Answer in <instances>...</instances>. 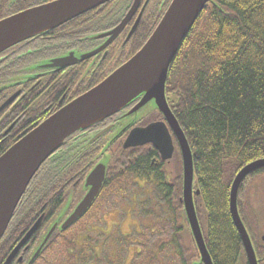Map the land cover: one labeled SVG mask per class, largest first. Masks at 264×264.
I'll use <instances>...</instances> for the list:
<instances>
[{
  "label": "trees",
  "instance_id": "trees-1",
  "mask_svg": "<svg viewBox=\"0 0 264 264\" xmlns=\"http://www.w3.org/2000/svg\"><path fill=\"white\" fill-rule=\"evenodd\" d=\"M113 1L59 28L88 24L99 13L107 11ZM162 14L163 10L157 15L152 8L142 18L137 34L129 44L133 54L147 41ZM75 75L77 78L78 74ZM67 84H70V79ZM60 88L59 93L51 96V101L66 89L63 85ZM40 94L41 91L34 95ZM166 94L193 152L196 187L200 190L195 205L198 216L201 210L205 213L202 229L213 262L249 264L231 216L230 192L238 172L245 165L264 158V0H210L170 66ZM25 116L21 121L25 122ZM30 116H33L30 122L24 126L21 122L18 129L15 127L18 132L26 133L41 122L31 127L41 115ZM84 131L68 138L33 178L0 241V264L45 213L43 224L26 244L28 249L21 252L25 262L28 261L49 222L67 201L69 190L84 187L83 178L91 167L88 163L100 151V148L90 151L92 144L80 135ZM15 141L10 139L2 145L0 155ZM138 150L121 147V156L115 159V165L109 167L101 193L107 198L113 196L112 202H115L120 195L118 193L131 191L133 175L153 173L159 181L154 194L155 212L145 216L151 222L143 226V232L121 233L117 239L110 232H105L110 234V245L104 249L103 244L97 243L101 239H92L100 229L92 234L87 228L93 226L84 227L89 231V237L79 232L86 214L68 229L61 231L58 228L33 264H126V253L135 244L138 249L131 253L130 264H193L191 258L196 254L190 251L189 246L193 242L198 256L199 250L193 236L192 241L184 238V227L188 221H183L185 211L180 202L183 194L179 195L182 191L174 182L168 181L169 171L165 162L157 167L152 165L158 155L156 148L144 147L141 153ZM81 171V182L75 186L79 176L73 178ZM262 176L264 167L251 172L242 181L238 193L239 212L255 244L259 263L264 258V247L257 240L259 212L251 198L257 185L255 179ZM248 186L252 188L251 192ZM200 203L203 204L202 209L198 207ZM133 234L138 235L136 240ZM12 264L21 263L16 259Z\"/></svg>",
  "mask_w": 264,
  "mask_h": 264
},
{
  "label": "water",
  "instance_id": "water-1",
  "mask_svg": "<svg viewBox=\"0 0 264 264\" xmlns=\"http://www.w3.org/2000/svg\"><path fill=\"white\" fill-rule=\"evenodd\" d=\"M109 1L111 0H55L7 17L0 21V53L30 37L53 30ZM140 2L141 0H135L124 21L109 33L112 34V38L124 29ZM209 2L210 0H172L154 32L135 55L98 85L30 130L0 156V241L31 180L67 139L139 100L129 112L131 113L129 116L133 114L135 116L131 123L133 124L135 118L140 117L136 116L139 110L151 104L144 113L160 110L181 148L184 166L183 202L201 255V262L193 264H214L203 236L193 198L195 176L193 152L166 97V82L170 66L186 36ZM141 16L142 14L136 20L131 34L137 28ZM77 61L58 60L54 65H69ZM131 123L129 125H132ZM129 127L120 130L116 137ZM147 143H152L164 159H170L174 154L173 137L164 122H154L147 127L132 129L124 147L141 146ZM261 167H264V158L245 165L236 175L230 192L231 216L242 240L249 264H259V261L250 234L239 212L238 193L242 181L251 172ZM106 170L107 164L103 162L93 168L86 178L84 196L60 225L70 201L62 209L44 233L40 244L26 264H33L36 261L58 228L61 231L68 229L87 213L103 186ZM199 192L197 190V193ZM42 219L43 216L34 223L3 264L12 263L19 251L39 229ZM19 261H23L22 256Z\"/></svg>",
  "mask_w": 264,
  "mask_h": 264
},
{
  "label": "flooded vegetation",
  "instance_id": "flooded-vegetation-1",
  "mask_svg": "<svg viewBox=\"0 0 264 264\" xmlns=\"http://www.w3.org/2000/svg\"><path fill=\"white\" fill-rule=\"evenodd\" d=\"M53 1L55 0H0V21ZM171 1L172 0H141L137 10L129 19L124 29L114 38H112V34L109 33L124 21L132 9L135 0H114L107 11L99 13L93 20L89 21L88 24L78 27H73L71 25L61 28L57 27L53 29L54 31H49L50 33L47 35L42 36V33L35 35L17 43V46L15 45V47H11L0 53V148H2V145L8 143L10 139L18 141L24 135V131L18 132L17 129L21 125V122L24 123V126L33 119V116L30 115H41L37 121L30 125L32 127L99 84L115 69L132 57L134 54L129 44L133 37L136 36L142 18L148 15V12H150L152 8L157 11V15H159L162 10L164 13ZM140 14H142L140 23L131 34ZM110 40L112 41L110 42ZM126 52L127 54H125ZM64 59L78 61L69 65H54L58 60ZM75 74H78L77 78ZM68 79H70V84H67ZM61 85L66 87V89L61 92L62 94L55 101H51V96H54L56 92L59 93ZM40 91L41 94L35 97L36 95L34 94ZM138 102L139 100L133 102L121 112L107 117L105 120L80 134L87 142L92 144L90 149L91 152L95 151L96 148H100V151L97 152L88 163L91 167L86 172L83 181L92 169L106 158L110 160L108 167H110V164L115 165V163H112L114 161L111 148L113 145H116V142L119 141L117 144H122V148H124V143L132 129L147 127L154 122H164L169 128L175 145L173 154L175 155L177 140L169 123L159 110H153L145 115H141L138 119L135 118L133 124L131 123L135 116L134 114L129 116L131 114L129 112H131ZM24 116L25 122L21 121L24 119ZM129 123L132 125H129ZM127 126L130 127L120 136L116 137L119 131ZM15 127H17V129H15ZM111 142L114 143L111 144ZM106 147L108 149L103 152ZM144 147H148V149L155 148L152 143L134 148H139L138 152L141 153ZM170 159L165 160L158 151V155L154 157L152 165L157 167L165 162L167 166ZM166 169L169 171L167 179L170 181L175 177V174L170 171L168 167ZM81 173L82 171L73 178L74 180L79 176V179L74 184L75 186L81 182ZM132 183L130 188L132 186L133 188L129 192L132 204L131 207H128L129 210L123 209L122 207L118 209L117 207L112 208L116 210V213L124 214L129 211V215H131V217L134 215V219L136 217L144 219L145 216L155 212L154 194L155 187L159 181L156 180V176L153 173L150 175L148 173V175L143 174L141 176L133 175ZM78 188L76 189L78 196L76 197L75 195L73 199L71 198L72 204L73 200L78 198L77 200L79 201L86 193L84 190L85 187H82V189L80 187ZM197 189L199 188H194V190ZM140 192H142L143 195H140ZM104 195L105 194L102 193L99 195L97 201L87 213L89 218L95 216L94 213H91L92 209L98 207L97 204L100 202L104 204V201H106ZM122 197L123 195H119L118 199ZM194 198H196V194ZM180 202L184 205L183 196L180 198ZM198 207L202 209L203 204L200 203ZM105 213H108V210ZM41 215L45 217V213ZM204 217L205 213L201 210L199 219H201L202 223L205 221ZM55 219L56 218L53 217L51 222ZM103 222H106L105 218ZM149 222H151L150 219H148V223ZM104 224H107V222ZM147 225L149 224L140 221L138 229L136 230L133 223L131 226L134 227L131 231H138L141 233L144 230L143 226L145 227ZM260 227L261 224L259 220V229L261 230ZM184 228L187 232L185 233L184 231L186 236H184V238L188 240L189 232L187 225H185ZM101 229L106 232L109 231L108 226H102ZM113 229L112 227L110 233L115 235L117 239L119 233H115ZM121 233L125 234L123 232ZM137 237L138 235L135 236L134 239L136 240ZM101 239H104V237H101ZM257 240L259 245L264 247V235L260 236ZM133 247L132 253L138 249L137 244ZM260 264H264V258L261 259Z\"/></svg>",
  "mask_w": 264,
  "mask_h": 264
},
{
  "label": "rangeland",
  "instance_id": "rangeland-1",
  "mask_svg": "<svg viewBox=\"0 0 264 264\" xmlns=\"http://www.w3.org/2000/svg\"><path fill=\"white\" fill-rule=\"evenodd\" d=\"M148 106H151V104H148L147 106H145L144 108L139 110L137 112L136 116L144 115L145 114L144 113L145 109H147ZM115 117H118V116H115ZM118 142H116V145H113L112 148H111V152L113 154V161H115V159L117 160L121 156L120 149L122 147V144H117ZM117 146H118V148H117ZM176 147H177L176 153H175V155H173L174 157H172L170 159V162L167 164V167H168V169L170 171L174 172L175 177L171 181L174 182V184L177 186V188L179 187V189H181L182 193L179 194V195H182L183 194V190H184V166H183V159H182L181 151H180V148H179L177 142H176ZM112 163H114V162H112ZM111 165H113V164H110V166ZM254 179L255 178H253L252 181ZM255 181L257 182V185L254 188V193H253V197L251 198V201H252V203H254V206L260 212V215H261L260 216V224H261L260 228H261V236H262V235H264V176H262L261 178L255 179ZM249 186L247 187V189H249V192H251L252 188H250L251 186L250 187ZM131 188H133V186ZM69 192L70 193L68 195V198L72 197V199H73V196H75V195H76V197L78 196L77 195L78 192L76 190L74 192V190L70 189ZM118 194L123 195V197L121 199H118L117 201L115 200V202H112L113 196H111L110 198H107V195H104V197L106 199V201H104V204L102 202H100L99 204H97L98 207L93 209L92 212H91L92 214L94 213L95 216L93 218H89V216H86L84 218V220L82 221V223L80 224L79 228H78L79 232H82V234H84V233L86 234V237H89V231H87V229H89V230L91 229V233L92 234L96 233L98 231L97 229H100L97 232V234L93 236L92 239L93 240H97V239H101V237H104V239L99 240V242L97 241V243L99 245L103 244L102 247L104 249L110 245V243H109L110 234L107 235L105 233L106 231H104L103 229L101 230L102 226H108L109 227V231L108 232H110V230L113 227L114 228L113 231L115 233H119V235H120L121 232H123L125 234L126 233H130V231L133 230L134 226H135V229L137 230L138 229V224L140 223V221H144V222H146L148 224V221L146 220L147 217L144 218L145 220L141 219V217H136L135 218L136 222H135V219L133 218L134 215H133V217H131V215H128V214L125 215V213L124 214L116 213V210L113 209V208L117 207V209H118V208L122 207L123 209H128V207H131V204H132L131 195H129L130 193H128L127 191L123 190V191H121ZM141 194H142V192H140V195ZM177 196H178V194L175 195V199H176ZM77 199L78 198L73 200V204L71 202V206L69 207L70 211L73 208V206L77 203ZM109 208H111V209H109ZM107 210H108V213H105ZM70 211L67 214H69ZM104 218H105L107 224H104V223H106V222H103ZM183 221H188L186 213H185V218H183ZM133 223H134V226L132 227L131 225ZM186 225H187L188 232H189V241H192L193 234H192V232H191L192 235L190 234V230L191 229H190L189 222L186 223ZM45 226H46V223H45ZM88 226H90V227L93 226V227L92 228H87V229L84 228V227H88ZM81 228H83V229H81ZM185 233H187V232L185 231ZM133 236L135 238V234ZM193 239H194V237H193ZM133 246L134 245H132L130 247V250L126 253V255H127V257H126L127 261L125 262L126 264H130L131 253H132V251L134 249ZM189 247H190V251L191 252L193 251V253L196 254V256L192 257L191 260H194L196 262H200L199 261V260H201L200 254H199V256L197 255V251L194 249L193 242H192V245H190ZM110 250L112 251V249L109 248L108 251L111 252ZM187 255H189L188 252H187ZM99 264H100V262H99Z\"/></svg>",
  "mask_w": 264,
  "mask_h": 264
},
{
  "label": "bare ground",
  "instance_id": "bare-ground-1",
  "mask_svg": "<svg viewBox=\"0 0 264 264\" xmlns=\"http://www.w3.org/2000/svg\"><path fill=\"white\" fill-rule=\"evenodd\" d=\"M29 187V186H28Z\"/></svg>",
  "mask_w": 264,
  "mask_h": 264
}]
</instances>
